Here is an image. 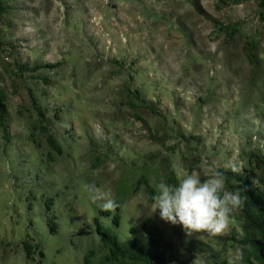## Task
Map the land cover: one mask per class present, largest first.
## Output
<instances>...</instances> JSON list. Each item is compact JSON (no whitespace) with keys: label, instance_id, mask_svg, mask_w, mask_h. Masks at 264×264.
<instances>
[{"label":"rangeland","instance_id":"374dc122","mask_svg":"<svg viewBox=\"0 0 264 264\" xmlns=\"http://www.w3.org/2000/svg\"><path fill=\"white\" fill-rule=\"evenodd\" d=\"M6 1L0 88L9 133L7 140L0 127V264H109L96 217L121 242L135 237L146 246L143 222L153 219L172 263L209 264L203 246L228 263L239 248L230 238H241L240 219L233 216L226 235L188 237L159 210L151 212L150 189L161 178L174 184L173 163L189 172L204 160L244 170L251 149L264 152L258 1ZM227 26L238 32L230 36ZM25 62L58 65L21 73L17 63ZM127 85L140 100H132ZM30 90L47 110L61 153L40 129ZM92 184L115 196L119 226L115 213L104 215L101 202L91 201ZM26 241L35 245L31 258Z\"/></svg>","mask_w":264,"mask_h":264},{"label":"trees","instance_id":"16d2710c","mask_svg":"<svg viewBox=\"0 0 264 264\" xmlns=\"http://www.w3.org/2000/svg\"><path fill=\"white\" fill-rule=\"evenodd\" d=\"M258 6L261 8L260 15L264 19V0H257ZM11 10V7L7 5L6 0H0V23L4 21V16ZM222 27V26H221ZM227 30L230 36H233L238 32L237 27L227 26ZM1 39V30H0ZM1 44V42H0ZM254 54H252L253 56ZM254 57V56H253ZM58 63H47L45 65L35 64L33 67L29 66V63H17V69L21 73L27 71H36L41 67H56ZM127 91L132 95L135 100H140L141 94L138 89H132L127 85ZM31 104L38 114V120L40 122V129L47 133V140L53 149L58 152H62L61 145L59 144L56 136L50 132L46 122L47 110L43 108L37 101L32 90H30ZM7 96L5 92L0 88V127L3 129V136L8 140V130L6 126L7 120ZM57 114V113H56ZM193 168L190 167V170ZM226 178V187L228 190H235L239 188L241 194L246 197V203L242 209L238 210L236 216L240 219L242 236L236 238L233 234L230 238L235 245L243 250L244 257L240 264H264V152L261 150L251 149L248 155V164L244 168L242 174L233 173L230 169H220ZM170 181L177 183L173 178V171L170 172ZM146 185L149 186L147 179H145ZM137 188V187H136ZM151 198L155 192L150 189ZM53 200L47 199L45 202V208L50 210ZM118 207L117 209H119ZM104 215H111V212H105ZM121 216L117 212L112 218V222L119 226ZM97 233L100 236L104 246L108 249L105 255V262L109 264H186L182 260H172L167 256V248L169 244L165 246L164 235L159 226L153 219L147 218L143 222V229L147 235L148 245H142L135 237H130L126 241L121 242L118 237L112 232V229L104 227L99 221V218H95ZM57 224L53 223L51 230ZM34 246L31 242L26 241L24 247L27 257L31 258L34 250ZM37 247V245H36ZM205 252L207 258H212V262L209 264H228L223 260L219 261V254L213 253L206 254L208 250L205 246L201 247ZM42 255L43 252L41 251Z\"/></svg>","mask_w":264,"mask_h":264},{"label":"clouds","instance_id":"9594fccd","mask_svg":"<svg viewBox=\"0 0 264 264\" xmlns=\"http://www.w3.org/2000/svg\"><path fill=\"white\" fill-rule=\"evenodd\" d=\"M233 173L242 174V167L236 163L226 166ZM216 160H204L198 171H187L183 166L172 164L177 183H169L161 178L155 184L151 212L159 210L162 220L173 225H181L186 236L207 234L213 237L228 234L235 211L242 209L246 197L239 188L228 190L226 178ZM93 203L105 212L115 213L119 204L110 190L96 185H86ZM244 252L236 248L231 253L228 264H240Z\"/></svg>","mask_w":264,"mask_h":264}]
</instances>
